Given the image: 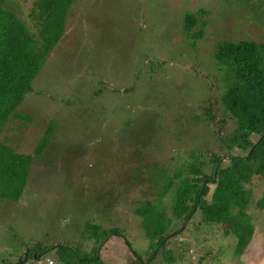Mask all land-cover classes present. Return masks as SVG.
<instances>
[{
  "label": "rangeland",
  "instance_id": "1",
  "mask_svg": "<svg viewBox=\"0 0 264 264\" xmlns=\"http://www.w3.org/2000/svg\"><path fill=\"white\" fill-rule=\"evenodd\" d=\"M238 1L74 0L65 34L43 60L31 91L17 108L20 118L9 119L3 132V139L17 152L30 153L47 122L57 123L54 139L35 155L20 197L0 198V264H48L46 259L77 264L74 255L83 256L95 244L88 237L93 228L112 227L122 238L114 234L100 240L103 264H130L131 249L143 264H179L175 256L168 263L155 255L150 245L137 211L151 198L143 184L158 183L151 171L148 180L144 174L140 178L138 166L149 161L145 153L150 159L144 147L157 150L161 170L156 172L162 181L165 170L175 168L185 153L215 142L212 130L220 135L232 130L219 101L223 72L212 63L213 45L222 39L258 40L264 35V28L252 22L259 19L264 26V0H254V8L247 5L250 0ZM9 2L39 43L34 0ZM200 8L208 11L203 16L208 25L204 38L196 42L182 36V21L184 14ZM177 103L182 113L171 115V106ZM207 108L214 116L210 123L204 120ZM146 114L154 132L141 137L134 134L135 118ZM255 140L256 135L248 137V142ZM247 150L231 151L240 156L246 175ZM168 155L173 168L166 163ZM138 177L141 181H133ZM244 193L241 206L249 212L254 230L247 235L243 252L233 250L229 234L195 215L190 234L171 239L189 245L192 264L198 259L203 264H264V223L258 222L255 201H247ZM43 247L46 253L35 256ZM58 248L64 250L63 259Z\"/></svg>",
  "mask_w": 264,
  "mask_h": 264
},
{
  "label": "trees",
  "instance_id": "2",
  "mask_svg": "<svg viewBox=\"0 0 264 264\" xmlns=\"http://www.w3.org/2000/svg\"><path fill=\"white\" fill-rule=\"evenodd\" d=\"M9 1L0 0V198L17 200L28 182L35 155L45 151L54 136L57 123L53 120L47 122L42 136L30 153L17 152L3 139V132L9 119L20 118L17 108L31 91L32 81L41 69L43 60L50 56L65 34L66 17L74 0H34L33 14L38 20L39 43L28 34L27 26L16 14V9L9 8ZM253 2L240 0L238 4L247 3L250 8H254ZM207 13L206 9L200 8L194 13L184 14L182 36L195 39L196 42L203 39L208 25L203 16ZM252 22L264 28L259 19ZM197 26L199 29L194 31ZM211 57L213 65L223 72V89L219 101L224 117L233 123L232 130L225 135L212 130L211 134L217 135L212 136L215 142L209 145L195 144V149L185 153L175 168L173 158L168 155L166 163L173 169L165 170L162 181L156 172L160 169L158 163L161 161L157 150L144 147L146 152L151 153L150 159L145 153L149 161L138 166L140 178L144 174L148 180L151 176L148 172L151 171L152 175L156 174L154 176L158 185L143 184L151 198L147 197L137 213L143 219L155 255L160 254L168 263L176 260L173 258L175 256L179 264H192L189 245L171 239L188 233L195 215L202 216L203 222L210 226L221 228L224 235L229 234L234 242L233 250L238 254L243 252L241 248L247 244L246 240L254 230L249 212L241 206L242 202H246L243 191L248 194L247 201H255V206L259 208L258 222L264 223V35L258 40L252 37L222 39L213 45ZM171 107V115L178 111L182 113L180 103ZM204 115L206 123L214 119L210 108L204 110ZM150 119L148 114L136 117L134 134L141 137L153 134L155 126ZM221 124L223 122H218V125ZM252 135H256L257 140L248 142V137ZM216 146L220 148L215 150ZM245 148H248V175L241 166L240 156H234L231 152ZM139 177L133 181H141ZM93 229L88 237L95 244L89 251L85 249L83 256L75 254L73 248L78 246L70 247L77 264H103L99 257L100 240L104 242L114 234L122 238L116 227L98 231ZM123 241L126 244L125 239ZM167 244H171V247L168 248ZM61 250L58 248L57 252ZM46 251L47 247L38 248L35 256ZM63 252L59 255L61 259L64 258ZM130 252L133 254L130 264H143L134 249ZM203 261L198 259L197 264H203Z\"/></svg>",
  "mask_w": 264,
  "mask_h": 264
},
{
  "label": "built area",
  "instance_id": "3",
  "mask_svg": "<svg viewBox=\"0 0 264 264\" xmlns=\"http://www.w3.org/2000/svg\"><path fill=\"white\" fill-rule=\"evenodd\" d=\"M48 264H52V261L50 259H46Z\"/></svg>",
  "mask_w": 264,
  "mask_h": 264
}]
</instances>
